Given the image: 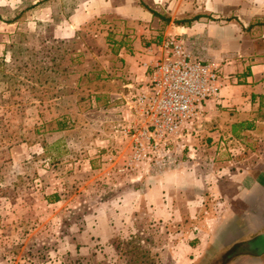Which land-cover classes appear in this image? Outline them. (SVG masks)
I'll return each instance as SVG.
<instances>
[{
	"label": "rangeland",
	"instance_id": "rangeland-1",
	"mask_svg": "<svg viewBox=\"0 0 264 264\" xmlns=\"http://www.w3.org/2000/svg\"><path fill=\"white\" fill-rule=\"evenodd\" d=\"M84 1L0 0V264H225L233 254L264 251V233L252 237L263 227L249 218L263 216L264 203L240 210L247 222L230 214L226 224L214 225L223 210L213 196L189 202L204 176L197 186L190 177L160 188L157 169L153 178L130 182L107 164L116 106L139 87L123 86L133 72L122 55L184 35L176 26L199 18L226 24L238 12L256 33L264 26L254 16L264 12L259 0H214L211 10H198L202 0H136L157 11L142 6L147 20L131 16V0L121 1L130 16L102 12L98 1L92 5L98 14L76 23L73 13ZM194 132L184 131L181 160L161 171L208 170L203 148H188ZM239 151L222 153L223 160L248 154ZM245 204L237 197L229 206ZM246 236L247 246L236 242Z\"/></svg>",
	"mask_w": 264,
	"mask_h": 264
},
{
	"label": "crops",
	"instance_id": "crops-1",
	"mask_svg": "<svg viewBox=\"0 0 264 264\" xmlns=\"http://www.w3.org/2000/svg\"><path fill=\"white\" fill-rule=\"evenodd\" d=\"M98 1L104 3L100 9L102 12L112 11L121 16H130L125 11L126 4L122 3V0H85L83 4L78 5L75 13H73L75 22L77 23L78 19L83 21L87 17L90 18L98 14L99 9H92V5H97ZM162 1L152 0L153 3ZM202 1L201 9L198 10H211L216 7L214 0ZM86 2L90 3L89 8L85 6ZM259 3L260 6L264 7V0H259ZM130 6L131 11H134L132 17L143 18L144 20L150 18V13L139 6L136 0H131ZM262 10L264 11V8ZM236 13L237 20L228 21L226 24H220L216 20L207 21L205 18H199L176 26L175 32L184 34L190 49L198 57L222 62L223 85L217 98L204 102L203 112L190 128L195 132L189 138L188 148H192L194 151L203 148L208 155L204 154L205 161H210L208 170L204 173L195 170V168L194 172L178 169L157 170L156 176H154V178H161L159 181L161 184H158L160 188H165L168 181L177 183L174 179L177 181V179H189L190 177L192 180L195 179V182H191L196 185L198 184L196 180L204 176L205 183L199 187L200 190L198 187L194 189V195L192 194L189 202L198 204V199L203 198V196H213L212 202L221 204L223 213L211 222L221 226L231 219L230 214L245 222L244 216L240 217V210L254 211L259 208L256 207L257 201L261 204L264 203V200L260 199L264 195V26L254 27L256 33H251L245 25L246 16L240 17L238 12ZM254 16L264 18V12L256 13L254 11ZM64 32L69 34L71 31L66 29ZM253 34L256 36H252ZM144 47L145 45H140L139 50L134 54L125 52L122 55L124 60L128 62L129 71L133 72L128 73V78L131 81H127L123 86H131L134 83L140 87L148 81V71L140 65L141 60L146 56L143 51ZM135 57L139 59V66L134 61ZM134 76L136 77L134 78ZM119 90L122 89H117L115 93L124 97L125 95ZM66 120L64 117V134H67L66 131L71 129L68 128ZM184 138L183 134L180 144L183 146L182 149H177L179 161L183 156L181 151L186 146V143H183ZM69 140L66 139V142L68 143ZM114 146L116 145L112 143L109 149L111 150ZM193 146H196V149H193ZM199 146L201 147L199 148ZM234 149H237V152L241 150L242 153L245 151L248 154L236 158L235 162L234 160L228 161L229 163L224 161L222 155L227 154V151L232 152ZM189 154L191 153L189 152ZM191 155L188 156L191 157ZM199 160L201 159H196L193 163H199ZM85 162L88 167H91L92 161L84 159V164ZM234 163L235 168H232ZM151 172L149 169L140 171L137 173L138 175L133 172L129 180L132 182L133 178L136 177L135 182L145 181L147 178H153L149 175ZM171 172L173 173L170 174ZM117 178L123 177L117 176ZM249 181H253V183L250 184ZM169 186L172 187L173 185ZM256 186L257 190L252 189ZM188 188L189 186L186 187V189ZM190 192L192 193V191ZM237 197L245 200L246 207L244 209L230 208L229 204L233 198ZM250 199L251 201H249ZM249 203H253V206H248ZM251 213H253L249 217L251 224L263 227L255 235H252L253 238H259L264 233V215ZM249 237L237 238L236 242H241L243 247L247 246V242L251 241ZM232 241L235 242V240ZM225 264H264V251L257 252L255 250L247 254H233Z\"/></svg>",
	"mask_w": 264,
	"mask_h": 264
},
{
	"label": "built area",
	"instance_id": "built-area-1",
	"mask_svg": "<svg viewBox=\"0 0 264 264\" xmlns=\"http://www.w3.org/2000/svg\"><path fill=\"white\" fill-rule=\"evenodd\" d=\"M143 51L140 65L149 79L116 106V146L107 156L108 169L125 180L138 170L174 166L184 131L223 85L222 62L198 57L184 35H168Z\"/></svg>",
	"mask_w": 264,
	"mask_h": 264
},
{
	"label": "trees",
	"instance_id": "trees-1",
	"mask_svg": "<svg viewBox=\"0 0 264 264\" xmlns=\"http://www.w3.org/2000/svg\"><path fill=\"white\" fill-rule=\"evenodd\" d=\"M140 5L143 6L145 9H147L152 15H157V11H155L154 9L147 7L143 5L142 3H140ZM56 200H57V197H54V199H52L51 201H56Z\"/></svg>",
	"mask_w": 264,
	"mask_h": 264
},
{
	"label": "flooded vegetation",
	"instance_id": "flooded-vegetation-1",
	"mask_svg": "<svg viewBox=\"0 0 264 264\" xmlns=\"http://www.w3.org/2000/svg\"><path fill=\"white\" fill-rule=\"evenodd\" d=\"M255 249L257 250V247H255Z\"/></svg>",
	"mask_w": 264,
	"mask_h": 264
}]
</instances>
